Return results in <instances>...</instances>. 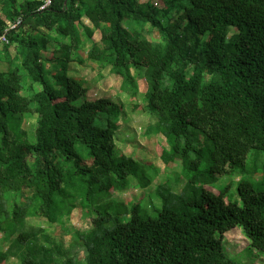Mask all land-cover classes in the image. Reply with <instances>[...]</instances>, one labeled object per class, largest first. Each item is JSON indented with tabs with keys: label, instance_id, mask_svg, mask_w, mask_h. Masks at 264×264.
Listing matches in <instances>:
<instances>
[{
	"label": "trees",
	"instance_id": "1",
	"mask_svg": "<svg viewBox=\"0 0 264 264\" xmlns=\"http://www.w3.org/2000/svg\"><path fill=\"white\" fill-rule=\"evenodd\" d=\"M162 1L0 0V233L14 237L0 264H236L222 247L235 227L264 253V0ZM85 42L86 60L109 66L121 92L145 82L149 134L167 144L159 158L181 165L183 188L157 186L155 216L113 202L129 178L146 188L150 177L115 154L122 104L88 101L68 75ZM236 173L240 204L227 201L231 178L210 188ZM75 200L95 214L93 229L79 236L83 261L60 262L25 225Z\"/></svg>",
	"mask_w": 264,
	"mask_h": 264
},
{
	"label": "rangeland",
	"instance_id": "2",
	"mask_svg": "<svg viewBox=\"0 0 264 264\" xmlns=\"http://www.w3.org/2000/svg\"><path fill=\"white\" fill-rule=\"evenodd\" d=\"M144 2L145 0H139ZM162 1V0H161ZM159 7L160 0H152ZM163 2V1H162ZM84 24L91 26L87 19ZM97 38V33L93 35ZM151 38L156 40L158 34L153 32ZM89 45L85 42L82 48V56L86 60V50ZM46 68L50 66L45 64ZM0 70H6L5 65H0ZM70 77L79 78L83 87L86 88V99L95 101L100 98H109L110 100L120 102L123 107V115L120 119L118 130L115 135L116 156L122 154L132 157L137 162L138 168L145 175L150 177V184L142 188L136 180L129 178L130 187L122 193H115L112 197L114 203H122L125 206L138 205L145 211L147 216H155L156 211L160 209V198L156 194V188L160 184H165L171 188L173 193H179L185 184V179L181 173L180 163H175L171 169H168L160 160L161 149L167 148L165 139L162 136L153 137L149 134V126L155 122L153 116L144 110V95L146 84L141 81L135 95H128L119 89L120 78L112 74L110 67H101L98 62L86 60L83 64H70L68 69ZM23 129L29 133L35 128V116L25 117L23 119ZM77 149L84 152L80 145ZM84 155V154H82ZM182 174V175H181ZM234 183L227 201H236L239 199L235 190V183L241 178L238 173L231 176L217 177L211 184V189L218 192L219 188L225 185L229 180ZM256 179V178H255ZM256 180H253L255 183ZM20 199L8 202V209L11 210L14 203L18 205ZM95 214L81 208L78 201H74V207L69 212L65 209L59 214L56 220L52 222L43 218L30 217L27 219L26 231L34 230L37 233V239L45 249H54L59 251L54 256L60 262L68 259H79L83 261L84 251L79 236L93 229V219ZM222 239V247L227 257L236 264H264V253L253 249L249 240L243 235L240 228L235 227L226 232ZM14 237L7 233H0V254L9 248ZM5 264H19L17 258L8 256Z\"/></svg>",
	"mask_w": 264,
	"mask_h": 264
},
{
	"label": "built area",
	"instance_id": "3",
	"mask_svg": "<svg viewBox=\"0 0 264 264\" xmlns=\"http://www.w3.org/2000/svg\"><path fill=\"white\" fill-rule=\"evenodd\" d=\"M43 2H44V5H43V8H44V7H47L48 5H50L51 0H43ZM14 27H15V25H13V24H10V25H9V28H10V29H13ZM0 40H1V41H5V37H4V36L1 37Z\"/></svg>",
	"mask_w": 264,
	"mask_h": 264
}]
</instances>
